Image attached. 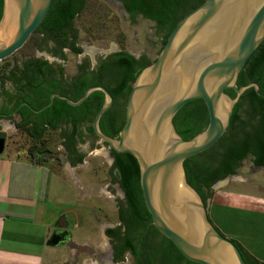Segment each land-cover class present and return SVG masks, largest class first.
Here are the masks:
<instances>
[{
  "label": "water",
  "instance_id": "obj_1",
  "mask_svg": "<svg viewBox=\"0 0 264 264\" xmlns=\"http://www.w3.org/2000/svg\"><path fill=\"white\" fill-rule=\"evenodd\" d=\"M53 1L4 0L0 27L14 25L15 30L10 37L0 39V62L26 44ZM263 42L264 0H206L178 22L156 60L136 79L118 139L100 131L101 118L114 103L102 86L90 87L77 102L54 94L36 113L51 107L55 98L78 107L93 92H103L106 101L94 118V133L109 149L137 160L144 202L158 232L196 264H247L234 242L211 222L210 201L205 204L188 184L184 163L214 147L226 134L234 107L245 91L254 87L259 92L255 83L241 88L237 84L241 71ZM227 89H233L236 98L226 94ZM197 100L204 101L209 123L203 132L184 140L173 121L182 108ZM166 127L172 133L168 142L162 139ZM5 144L6 135L0 133V154ZM179 173L189 197L177 192L175 176ZM58 227L67 228L65 217L60 218ZM62 240L54 235L52 243Z\"/></svg>",
  "mask_w": 264,
  "mask_h": 264
},
{
  "label": "trees",
  "instance_id": "obj_2",
  "mask_svg": "<svg viewBox=\"0 0 264 264\" xmlns=\"http://www.w3.org/2000/svg\"><path fill=\"white\" fill-rule=\"evenodd\" d=\"M86 1L54 0L49 13L35 32L41 35L46 43L55 44V55L62 60L66 59L63 52L65 48L71 49L75 55L82 53V48L76 47L78 35L75 20L83 11ZM119 1L132 21L142 16L156 24L163 34L162 50L178 22L206 0ZM3 5L4 0H0V20ZM152 63L153 61L145 55L136 58L127 51L121 50L101 59L93 69L89 67L88 62H84L78 65L77 75L65 78V72L61 66L55 70L47 61L29 60L6 70L9 72L1 76V83L5 88L6 81L14 80L19 85L20 92L36 89L41 93H44L46 89H43V85L47 84L48 88L43 94L46 100L35 105L36 110L49 104L52 94L66 96L77 102L90 87L102 86L110 92L114 103L102 116L100 131L109 138L118 139L126 122V105L132 87L143 69ZM2 73L0 72V75ZM251 83L259 86V92L254 87L245 91L234 107L227 133L213 148L184 163L188 184L197 191L205 204L213 197L212 185L219 179L237 175L238 168L246 159L251 158L255 166L264 167V42L241 71L237 87L241 88ZM226 94L236 98V92L233 89H227ZM26 100L28 97L22 98L18 107ZM105 101V94L95 91L78 107H72L66 101L56 98L53 108L47 111L55 109L59 118L72 126L73 130L78 124L79 139L85 136L84 133L97 138L93 121ZM18 113L24 115L30 113V110L23 108ZM173 123L184 140H190L203 132L209 123L204 101L197 100L187 104L175 116ZM19 125L20 128L27 126L23 123ZM73 135L74 133L68 135V138H73ZM67 144L68 151L73 153L74 149L70 147L72 145L69 142ZM112 153L115 158L114 169L118 170L117 179L125 192L128 206L126 215L121 218L123 226L107 232V234L113 233L115 236L113 241L115 242L116 239L119 243L117 249L120 250L115 252L114 261L116 263L123 261V253L128 252L133 264H196L187 260L176 246L153 226L152 217L143 198L137 160L127 153L115 151ZM84 157L82 155L80 161H83ZM122 228L125 230L121 231ZM217 230L220 232L218 228ZM232 241L247 264H260L251 258L237 241Z\"/></svg>",
  "mask_w": 264,
  "mask_h": 264
},
{
  "label": "rangeland",
  "instance_id": "obj_3",
  "mask_svg": "<svg viewBox=\"0 0 264 264\" xmlns=\"http://www.w3.org/2000/svg\"><path fill=\"white\" fill-rule=\"evenodd\" d=\"M75 29L78 35L77 45L82 48L81 54L75 55L66 50L65 60L55 58L40 51L48 48L49 44L41 35L34 33L18 52L0 62V72H3L1 76L8 74L6 72L9 71L6 70L20 65L25 60H41L48 61L55 70L61 66L65 78H72L78 73V65L88 62L89 67L93 69L101 59L121 50L136 58L145 55L153 62L161 51L163 34L156 24L142 16L132 21L119 0H87L83 11L75 20ZM17 121L15 118L16 123ZM2 125L7 135L4 155L21 161L44 164L52 173L65 179L70 176V172L73 173L70 168L68 171L64 170L67 159L60 148L62 138L57 132L46 131L43 138L36 139L29 134V128H20L18 124L17 131L9 122ZM85 139L84 144L79 147L85 156L84 164L78 166L74 172L78 190H75L72 182L65 183L56 179L52 182L50 197L54 203H51L50 207L55 211L70 209L67 210L70 215L66 222L73 225L75 216L71 212L78 211V235L75 234L74 238L78 240L79 245L88 246L91 251L89 254H83L78 264L90 261L94 264H133L128 256L124 262H113L111 246L105 236L107 227L120 224L117 206L122 196L112 182L108 146L89 135ZM242 179L244 181L240 182ZM227 186L263 194L264 167L255 166L251 158L246 159L238 168L237 175L216 185L215 190L220 191ZM68 194L78 196L75 206V202L69 206L58 203L60 196ZM59 219L60 216L57 222Z\"/></svg>",
  "mask_w": 264,
  "mask_h": 264
},
{
  "label": "crops",
  "instance_id": "obj_4",
  "mask_svg": "<svg viewBox=\"0 0 264 264\" xmlns=\"http://www.w3.org/2000/svg\"><path fill=\"white\" fill-rule=\"evenodd\" d=\"M64 166L66 171L73 170L66 179L44 164L0 156V264H78V256L91 252L74 238L78 235L75 210L71 212L75 224L67 223L71 237L66 243L64 238L59 244L52 243L58 217L67 220L70 215V209L55 211L50 207L54 203L50 197L52 182H72L78 190L76 162L67 159ZM213 192L209 203L213 224L224 236L237 241L251 258L264 264V192L254 194L228 186L220 191L214 186ZM60 197L58 203L66 206L78 200V196L69 194Z\"/></svg>",
  "mask_w": 264,
  "mask_h": 264
},
{
  "label": "flooded vegetation",
  "instance_id": "obj_5",
  "mask_svg": "<svg viewBox=\"0 0 264 264\" xmlns=\"http://www.w3.org/2000/svg\"><path fill=\"white\" fill-rule=\"evenodd\" d=\"M76 47H78L77 44H76ZM55 49H56L55 44L49 43L48 48L40 49V51L45 52V53L59 59L60 57L55 55ZM66 50L71 52V49H67V48L63 49V52L65 53ZM108 56H106V57H108ZM26 61H29V60H25V62ZM48 64H50V63L48 62ZM4 85H5V88L2 87L1 75H0V128H1L0 133H4L6 135V132L2 128L3 127L2 123H4V122H9V123L13 124L16 127L17 131H19L18 124H20V123L27 124V126L25 128H29V130H28L29 134L33 138H36V139L43 138V135L45 134L46 131L57 132L59 134V136L62 138V144H61L60 148L65 153L66 158L71 163L73 161H75L76 166L83 165L84 159H83V161H80V160H81V156L84 155V153L79 149V147L82 146V144H84V142L86 141L85 137L87 135H86V133H84L85 136L82 139H79L78 138V124L75 126V128L73 130L72 126L67 125L64 121H62L59 118V116L57 115V111H55V109L51 110V111H47L49 108H53V104H54L56 98L54 99V102H53L51 107H49L48 109H46L40 113H36V111H39V110L35 109V105L45 102L46 97H44L43 94L45 93L46 89L48 88V85L47 84L43 85V89L46 88L44 93H41V92L37 91L36 89H34V90L33 89L32 90L26 89L25 91L20 92L19 91V85L17 83H15L14 80H8L5 82ZM53 95L54 94H52L51 97ZM25 97H28V100L24 101L21 104V106L18 107V103L20 102V100L22 98H25ZM51 97H50V99H51ZM23 108L30 110V113H26L24 115H22L21 113H18L20 111V109H23ZM15 118H17V120H18L17 121L18 124L15 122ZM73 133H74L73 138H68ZM89 136L91 138L99 141L98 138H94L92 135H89ZM6 142H7V135H6ZM68 142L72 145L70 147H72L74 149L73 153L68 151V148H69V145L67 144ZM5 148H6V144H5ZM108 150H109V152H108L109 158L111 160L110 171L112 173V182L115 183V185L118 187L120 193L122 194L120 200L118 201V206H117V212H118V218H119L120 224L116 227H107L105 229V236H106V238H107V240L111 246L112 261L115 262L114 261L115 252L120 250V249H117V246L119 245V243H118V241H116V239H115V242L113 241V239L115 237L113 233L107 234V232H108V230H117L119 227L123 226L121 218L126 215V209L128 206H127V198H126L125 192L121 188L120 183L118 182V179H117L118 178V170L116 168L114 169L115 158H114L113 153H112L113 150H111L109 148H108ZM234 176H236V175H234ZM234 176H228L224 179H219L218 181H216L212 185V190H213L214 186H216L218 183L223 182L224 180H227V179L232 178ZM61 224L64 225L65 223L63 222ZM124 230H125L124 228L121 229V231H124ZM70 233L71 232H70L68 226H67V228H59L58 227V229L54 233V235H59V237H63L64 239H66L65 240V243H66L68 241V239L71 237ZM123 256H124L123 261H120L117 263L124 262V260L127 256L129 258H132L130 253H128V252L123 253ZM79 260H80V256H78V262H79Z\"/></svg>",
  "mask_w": 264,
  "mask_h": 264
},
{
  "label": "bare ground",
  "instance_id": "obj_6",
  "mask_svg": "<svg viewBox=\"0 0 264 264\" xmlns=\"http://www.w3.org/2000/svg\"><path fill=\"white\" fill-rule=\"evenodd\" d=\"M15 30V26H2L0 28V39H4L7 36H11L13 35ZM7 32L8 35H6L5 33ZM172 138V133L169 129V127L164 128L163 133H162V139L164 142H168L170 141V139ZM175 185H176V189L177 192L180 196H184V197H189L191 196L190 193L188 192V190L185 189L184 185H183V177H182V173H179L178 175L175 176Z\"/></svg>",
  "mask_w": 264,
  "mask_h": 264
},
{
  "label": "built area",
  "instance_id": "obj_7",
  "mask_svg": "<svg viewBox=\"0 0 264 264\" xmlns=\"http://www.w3.org/2000/svg\"><path fill=\"white\" fill-rule=\"evenodd\" d=\"M84 264H94V262L90 261V262H87V263H84Z\"/></svg>",
  "mask_w": 264,
  "mask_h": 264
}]
</instances>
